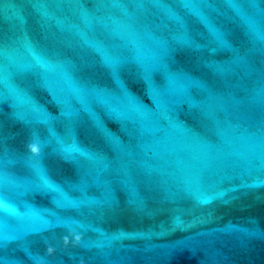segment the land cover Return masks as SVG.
<instances>
[{
  "label": "water",
  "instance_id": "95a60500",
  "mask_svg": "<svg viewBox=\"0 0 264 264\" xmlns=\"http://www.w3.org/2000/svg\"><path fill=\"white\" fill-rule=\"evenodd\" d=\"M0 264H264V0H0Z\"/></svg>",
  "mask_w": 264,
  "mask_h": 264
}]
</instances>
